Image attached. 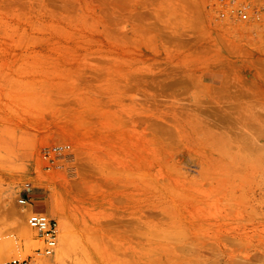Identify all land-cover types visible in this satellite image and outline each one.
Segmentation results:
<instances>
[{
    "label": "rangeland",
    "instance_id": "374dc122",
    "mask_svg": "<svg viewBox=\"0 0 264 264\" xmlns=\"http://www.w3.org/2000/svg\"><path fill=\"white\" fill-rule=\"evenodd\" d=\"M260 2L224 9L221 0H0V264L41 245L33 230L26 238L13 225L11 209L19 223L29 212L16 204L20 194L57 220L51 260L62 246L67 264H264V14L240 19L230 10L245 4L253 13ZM118 95L128 112L139 102L143 118L133 117L143 120L135 123L142 133L129 135L137 130L132 113L123 121L111 111ZM102 107L112 117L92 112ZM97 114L119 126L97 124ZM55 145L64 148L44 158ZM95 148L111 149L132 173L138 159L143 182L112 164L120 161L108 150L101 155L111 163L96 155L112 167L97 164ZM95 169L106 171L97 170L104 189H95L105 182ZM120 175L130 184L116 187ZM113 209L117 223L120 212L136 217L133 229L111 224ZM89 223L98 238L83 236ZM101 223L115 225L107 227L113 235L101 238Z\"/></svg>",
    "mask_w": 264,
    "mask_h": 264
},
{
    "label": "bare ground",
    "instance_id": "6f19581e",
    "mask_svg": "<svg viewBox=\"0 0 264 264\" xmlns=\"http://www.w3.org/2000/svg\"><path fill=\"white\" fill-rule=\"evenodd\" d=\"M107 83H108V82H107ZM109 84H110V83H109ZM120 84H121V83H120ZM128 84H129V83H128ZM103 85H104V84H103ZM110 85H111V84H110ZM130 85H131V84H130ZM101 86H102V85H101ZM106 86H108V85H106ZM113 86H115V85H113ZM119 86H120V85H119ZM102 87H103V86H102ZM116 87H117V86H116ZM123 87H125V84H124ZM126 87H127V86H126ZM96 88H97V87H96ZM108 88H109V87H108ZM112 88H113V87L111 86V89H112ZM120 88H121V87H120ZM120 88H119V89H120ZM98 89H99V88H98ZM101 89H102V88H101ZM115 89H116V88H115ZM122 89H124V88H122ZM95 90H96V89H95ZM99 90H100V89H99ZM97 91H98V90H97ZM101 91H102V90H101ZM122 91H123V90H122ZM94 93H95V92H94ZM96 93H97V92H96ZM123 93H125V92H123ZM104 94H105V93H104ZM117 94H118V93H117ZM121 94H122V93H120V95H121ZM82 95H83V94H81V96H82ZM85 95H87V94H85ZM85 95L82 96L83 98L80 100V102H81L85 97H86V98H85L84 100H89V99H87L88 97L85 96ZM99 95H100V94H99ZM99 95H98V96H99ZM108 95H110V94H108ZM108 95H107V96H108ZM112 95H113V93H112ZM114 95H115V94H114ZM114 95H113V96H114ZM120 95H118V100H117V102H116V103H118L119 106H118V105H116V106H117V107H122L123 110H122V108H120L121 110L117 108L118 111L115 110V107H116V106L113 107V106L108 102L109 100H107L108 103L106 102V105H107V106L110 105V106H112V107L114 108V110L111 108V109H112L111 111H112V112L114 111L113 114L116 115V114L118 113L117 115H119V117H120V114H121V115H122L121 118L123 117V115H124V118H125V116H126L125 114H127L126 112H128L126 108L128 107V110H130L131 107H129V105H131V104H128V106L126 105L127 107H125V105H124V106L122 105V104H123L122 101H121V102H118L119 99H121V100L124 99V100H125V98L120 97ZM123 95H124V94H123ZM121 96H122V95H121ZM115 97H116V96H115ZM119 97H120V98H119ZM94 98H95V97H94ZM99 98H100V97H99ZM104 98H106V97H104ZM109 98H110V97H109ZM139 98H140V97H139ZM128 99L130 100V97H129ZM128 99H127V100H128ZM141 99H142V98H141ZM99 100H100V99H99ZM115 100H116V99H115ZM127 100H126V101H127ZM89 101H90V100H89ZM105 101H106V100H105ZM83 102H84V101H83ZM91 102H92V101H91ZM102 102H103V101H102ZM134 102H135V101H134ZM137 102H138V101H137ZM96 103H98V100H97ZM111 103H112V102H111ZM120 103H121V104H120ZM125 103H126V102H125ZM125 103H124V104H125ZM78 104H79V103H78ZM82 104H83V103H82ZM98 104H99V103H98ZM132 104H133V100H132ZM138 104H139V102H138ZM138 104H136V108H137V109H138V107H137ZM120 105H121V106H120ZM140 105H142V104H140ZM97 106H98V105H97ZM110 106H109V107H110ZM88 107H91V106H88ZM124 107H125V111H124ZM132 107L135 108L134 104H133ZM6 108H7V107H6ZM85 108H87V107H85ZM98 108H99V107H98ZM104 108H105V107H102L101 109H104ZM136 108H135V109H136ZM140 108L143 109V107H140ZM91 109H95V108H92V107H91ZM101 109H99L98 111H92V112H95V113H96V112H97V113H101L102 111H105V112H106V110H107L108 108H106V110H105V109H104V110H101ZM137 109H136V112H134V113H132L134 110H133V111H129V112H128V115H127L126 117H128V116H130V115H132V114H133V115H132V117H133L134 115H136L135 113L138 114V116H136V117H140L139 115L143 114V112H141V113L139 114L140 109H138L139 111H137ZM100 110H101V111H100ZM119 110H120V111H119ZM99 111H100V112H99ZM107 111H108V112H106V113L104 112V113H105L104 116H105L106 114H108V113H109L110 116H111V113L109 112L110 109H108ZM24 112H25V111H24ZM119 112H121V113H119ZM22 113H23V111H22ZM122 113H123V114H122ZM124 113H125V114H124ZM130 113H132V114H130ZM84 114H85V113H84ZM113 114H112V115H113ZM129 114H130V115H129ZM99 115H100V114H99ZM99 115L97 114V115H95V116L98 117ZM102 115H103V114H102ZM85 116H86V115H85ZM100 116H101V115H100ZM106 116H107V115H106ZM110 116H107V117H110ZM113 116H114V115H113ZM92 117H93V116H92ZM97 117H96V118H97ZM107 117H105V119H103V118L101 119V118L98 117V119H94V120H97L96 123L99 124V125L101 124V122H102V120H103L102 124H106V123L108 122V123L106 124V125H108V127L114 126L115 123H114L113 125H111V124L113 123V120H112V123H110L111 121H107V120H110L109 118L107 119ZM111 117H112V116H111ZM115 117H118V116H115ZM132 117L129 119V120H130L129 122L132 121V120H131ZM141 117H142V115H141ZM141 117H140V118H141ZM128 118H129V117H128ZM142 118H143V117H142ZM125 119H127V118H125ZM137 119H138L139 121L141 120V119H139V118H137ZM137 119H136L135 117H133V121H132V122H134V120H135V122L133 123L134 125H132V122H131V124H130V125H132V126H135V125H136V126H135L136 129L138 128L137 124H138V125L140 124V123L136 122V121H138ZM227 119H228V118L226 117L225 120H227ZM120 120H123V121H124L123 118L120 119ZM85 121H86V120H85ZM98 121H101V122L98 123ZM105 121H107V122H105ZM125 121H126V120H125ZM127 121H128V120H127ZM141 121H142V122H141V126H142L143 120H141ZM223 121H224V120H223ZM229 121H230V120H229ZM89 122H90V121H89ZM104 122H105V123H104ZM225 122H226V121H225ZM109 123H110V125H109ZM117 123L119 124V122H117ZM117 123H116V124H117ZM135 123H137V124H135ZM102 124H101V125H102ZM116 124H115L114 127L119 126V125L116 126ZM122 124H123V123H122ZM106 125H105V126H106ZM236 125H237V124H236ZM236 125H235V126H236ZM103 126H104V125H103ZM132 126H130V127H132ZM235 126H234V127H235ZM130 127H127V128H130ZM236 127H237V129L239 128L238 126H236ZM111 128H112V127H111ZM125 128H126V127H125ZM135 128H134V129H135ZM139 128H140V125H139ZM261 128H262V127H261ZM261 128L259 129V132H260L262 135H264V128H262V129H261ZM131 129L133 130V128H131ZM141 129H142V128H141ZM141 129L133 130V132L130 131V134H129V135L134 134V131H136L138 134L140 133V131H141V133H142L143 130H141ZM234 129H235V132H236V133H237V132H240V131H237L236 128H234ZM240 129H241V131L243 130L242 128H240ZM138 130H140V131H138ZM118 132H119V131H118ZM131 132H132V133H131ZM136 132H135V133H136ZM137 133H136V134H137ZM260 133H259V135H260ZM239 134L242 136V132L237 133V134H236V136L238 135V136H237V139H236V138H232V140H234V139H236V140H240V139H238L239 136H240ZM99 136H100V135H99ZM136 136H137V135H134L133 137H136ZM141 136L143 137V135H141ZM260 136H261V135H260ZM138 137H139V135H138ZM138 137L135 138V140L140 138V137H139V138H138ZM129 139H130V138H129ZM112 140H113V139H112ZM130 140H131V139H130ZM142 140H143V138H142ZM232 140H231V141H232ZM236 140H235V142H237ZM89 141H90V140H89ZM89 141H88V143H89V145H90V142H89ZM121 141H122V140H121ZM140 141H141V140H140ZM140 141H139V142H140ZM228 141H229V140H228ZM74 142H75V141H74ZM141 142H142V141H141ZM141 142H140V143H141ZM238 142H239V141H238ZM238 142H237V143H238ZM242 142H243V141H242ZM63 143H64V142H63ZM129 143H130V144L132 143L133 145H135V146L137 147L136 144H138V141H137V143L134 141V143H136V144H134L133 141H132V142L130 141ZM140 143H139V144H140ZM228 143H229V142H228ZM64 144H65V143H64ZM114 144H115V143H114ZM139 144H138V148H139ZM142 144H143V143H142ZM142 144H141V145H142ZM93 145H94V144H93ZM97 145H98V144H97ZM97 145H96V146H97ZM230 145H231V143H230ZM237 145H238L237 148L239 149L238 155H239V153H240V155H241L242 152H240V149H241V148L244 149L243 144H242L241 141H240V144H237ZM91 146H92V143H91ZM96 146H95V147H96ZM99 146H100V145H99ZM119 146H120V145H118L117 147H119ZM234 146H235V145H234ZM240 146H242V147L239 148ZM69 147H70V146H69ZM102 147H104V146H101V147H98V148L100 149V148H102ZM121 147H122V146H121ZM121 147H120V148H121ZM126 147H127V146H126ZM126 147H125V148H126ZM130 147L135 148V147L132 146V145H130ZM141 147H142V148H141ZM141 147H140V148L143 149V146H141ZM224 147H225L226 149H228L227 146L224 145ZM231 147H232V146H231ZM231 147H230V148H231ZM93 148H94V147H93ZM96 148H97V147H96ZM96 148H95V151H94V152H95L94 155L96 156L95 159H97V155H98V154H100V156H102V155L105 156V154H106L105 152H106L107 150H108L107 153L109 152V155L106 154L107 156L111 157V155H113V152L110 153L111 149H110V151H109L108 148L106 149V151H104V150H105V149H104L103 151H104L105 154H104V153L102 154V152L99 153L98 151H97V153H96ZM98 148H97V149H98ZM113 148H114V147H113ZM225 148H224V149H225ZM237 148H236V151H237ZM114 149H115V148H114ZM127 149L129 150L128 147H127ZM222 149H223V148H222ZM224 149H223V150H224ZM231 149H234V147H232ZM136 150H137V149H136ZM100 151H101V150H100ZM124 151H125V150H124ZM229 151H230V149H229ZM234 151H235V150H234ZM234 151H233V152H234ZM127 152L129 153L130 151H127ZM131 152L134 153L135 151H131ZM131 152H130V153H131ZM138 152H139V150L137 151V153H138ZM224 152H226L227 155H228V150H227V151L224 150ZM230 152H231V151H230ZM130 153H129V156H130V155H133V154H130ZM96 154H97V155H96ZM101 154H102V155H101ZM138 154H139V153H138ZM141 154H142V153H141ZM141 154H139V156H141L140 159L143 158V155H141ZM235 154H237V153L235 152ZM114 155H115V153H114ZM114 155H113V156H114ZM124 155H125V154H124ZM124 155H123V157H124ZM240 155H239V156H240ZM100 156H98L97 164H98V162H101L104 158H106V159L108 158V159H107V162H110V161L112 160V159H110V161H109V157H104V158H103V156H102V157H100ZM116 156H117V155H116ZM116 156H114V159H115ZM118 156H119V154H118ZM133 156H134L135 158H137V157L135 156V154H134ZM230 156H231V155H230ZM243 156H244V154H242V157H243ZM99 157H100V158H103V159L100 161V160H99V159H100ZM121 157H122V156H121ZM123 157H122V158H123ZM130 157H132V156H130ZM237 157H238V156H237ZM138 158H139V157H138ZM239 158H240V157H239ZM245 158H246V157H245ZM106 159H105V160H106ZM116 159H118V161H120V162H119V163H116V162L114 163V162H113L114 160H112V162H113L112 164H115V166H119V165L123 164V163H121V161H124V160H121V159H119L118 157H116ZM123 159H125V158H123ZM127 159H128V158H127ZM129 159H132V158H129ZM129 159H128V160H129ZM179 159H180V158H179ZM243 159H244V157H243ZM125 160H126V159H125ZM132 160L135 161V162H133V163H136L135 166H136V165L138 166V163H137V161H136V160H138V159H136V160H135V159H132ZM244 160H245V159H244ZM94 161H95V160H94ZM103 161H104V160H103ZM103 161L101 162L102 164H104ZM107 162H106V163H107ZM139 162H140V161H139ZM106 163H105L104 165H107V168H108V165H109V166L111 165L110 167H112V164H110L111 162H110L109 164H108V163L106 164ZM124 163H126V162H124ZM130 163H131V162H130ZM141 163H142V162H141ZM116 164H117V165H116ZM126 164H127V163H126ZM123 165H125V164H123ZM141 165H142V164H141ZM98 166H99V165H98ZM115 166L113 165V167H115ZM125 166L128 167L129 164H127V165H125ZM131 166H134V165H131ZM131 166H130V168H132ZM135 166H134V167H135ZM137 166H136V167H137ZM99 167H101V166H99ZM99 167H98V168H99ZM119 167H120V166H119ZM121 167H123V166H121ZM121 167H120L119 169H121ZM136 167H135L134 169L132 168V170L135 171V172H134L135 174L132 173V172L130 171L131 169H130V170H127V168H126V170H127L128 172L131 173L130 175L127 173V171L125 170V168L123 169L124 171H123L122 169H121V171H122V172H126V174H127L128 176L133 175V178H134V175H135L136 178H137V175L139 174V176H138V181H140V182L142 181V182H143V180H142V179H143V176H142L143 172H142L141 174H140V173L136 174L138 171H136L135 169L139 168V166H138L137 168H136ZM96 168H97V167H96ZM103 168H104V167H103ZM103 168L101 167V169H103ZM140 168H141V167H140ZM142 168H143V167H142ZM101 169H100V170H101ZM115 169H116V168H115ZM95 170H96V169H95ZM97 170L99 171V173H100V172L103 173V174L105 175V177H106L107 174L104 173L105 170H104V171H102V170L100 171L99 169H97ZM97 170H96V172H97ZM111 170H113V171H111ZM111 170H110V169H109V170L106 169L107 172H106V171H105V172L111 174L112 172H114V169L111 168ZM117 170H118V169H117ZM137 170H139V169H137ZM108 171H110L111 173L108 172ZM119 171H120V170H119ZM119 171H118V174H116V175H119ZM121 171H120V172H121ZM140 171H141V170H140ZM115 172H116V171H115ZM115 172L111 174V177H110V175L108 174V177H107V178H111V179H108V180H110V181H109V182H110V185L113 183V182H112V181H113L112 178H114V177H112V176L115 174ZM122 172H121V173H122ZM99 173L97 172L95 175H99ZM116 173H117V172H116ZM217 173H220V172H217ZM103 174H102V175L100 174L101 176H100V175H99V176H100V178H102V181L105 180V182H107V183H105V182L103 181L104 183L101 182V184H100L101 186H100V185H99V179H97V180H98V182H97L98 184L95 185V189H96V186L101 187V189H104V188H102L103 184H108V183H109L108 180H107L106 178L103 179V177H104ZM122 174H125V173H122ZM116 175H115V177H116ZM127 175H120V176H118V177H123V176L126 177V178H124V179H123V178H117V179L119 180L118 182L116 181V179L114 180V181H116V183H117L116 187H123V186H125V184H123V183L126 182V181H128V180H127V179H128V178H127V177H128ZM140 175H141V177H140ZM99 176H97V177L99 178ZM102 176H103V177H102ZM139 177H140V178H139ZM131 178H132V177H131ZM131 178H130V179H131ZM136 178H135V179H136ZM111 180H112V181H111ZM120 180H121V181L124 180V182L122 183V182H120ZM125 180H126V181H125ZM133 180H134V179H133ZM130 181H132V180H130ZM135 182L137 183V181L135 180L134 182L132 181L131 184H133V183L136 184ZM118 183L122 184V186H121L120 184H119V185H120V186H119ZM90 184H91V183H90ZM127 184H128V185L130 184L129 181L126 182V185H127ZM137 184L139 185V183H137ZM142 184H143V183H142ZM84 185H85V184H84ZM140 185H141V184H140ZM140 185H139V189H140V188L142 189L143 186L140 187ZM112 186H113V185H112ZM136 186H137V185H136ZM256 186H257V184H256ZM258 186H260V185L258 184ZM87 187H88V185H87ZM90 187H94V186H90ZM105 187H106V186H105ZM132 187H133V185H132ZM88 188H89V187H88ZM92 189H93V188H92ZM92 189H91V191H92ZM139 189H138V190H139ZM251 189H252V188H251ZM253 189H254V188H253ZM88 190H89V189H88ZM127 190H128V189H127ZM259 190H261V188H260ZM91 191L89 190V192H91ZM122 191H123V190H122ZM129 191H130V190H129ZM134 191L136 192L137 190L135 189ZM142 191H143V190H142ZM142 191L139 190L138 192H142ZM253 191H254V190H253ZM115 192H116V191H115ZM119 192H120V191H119ZM127 192H128V191H127ZM255 192H256V191H255ZM116 193H117V192H116ZM254 195H255V194H254ZM113 197H114V198H113ZM107 198H108V197H107ZM118 198H119V197H118ZM118 198L115 197V196H111V199H112V200H111L110 198H108V202L111 200L110 202H113V201H114V202L116 203V200H117V201H118V200L121 201L120 198H122V199L124 198L125 201H128L129 199H136V198H133V197H130V198H129V196H128V198H129L128 200H126V199H127V196H125V197L120 196V198H119V199H118ZM105 199H106V198H105ZM113 199H114V200H113ZM136 200H137V199H136ZM123 201H124V200H123ZM139 201H142V199L139 200ZM121 202H122V201H121ZM142 202H143V201H142ZM142 202H141V203H142ZM16 204L19 205L18 203H16ZM112 204H113V203H112ZM117 204H118V203H117ZM117 204H116V205H117ZM138 204L140 205L139 202H138ZM116 205H115V206H116ZM134 205H135V204H133V206H134ZM139 205H138V207H139ZM14 206H15V205H14ZM20 206H21V205H20ZM28 206H31V205H28ZM107 206H108V205H107ZM135 206H137V204H136ZM153 206H154V207H158V203L155 202V203L153 204ZM21 207H22V206H21ZM91 207H92V206H91ZM138 207H137V208H138ZM27 208L30 209V207H27ZM137 208H136V209H137ZM99 209H100V208H99ZM140 209H141V208H140ZM140 209H138V210L141 211V212L143 213V208H142V210H140ZM92 210H93V209H92ZM129 210L132 211V210H134V209L131 210V208H130ZM129 210H128V211H129ZM11 211H13V212H12V213H13V219H12V222H13L14 227L17 228L16 230H18L19 232H21L20 235L22 234V235L25 236L26 238L29 237V236L31 235V232H33V231H32V229L29 228V226L27 225V222H26V218H27V216L25 217V220H23V221H25V222L20 221V223H19V221L17 220V218H19V216H21V213H19V211L17 210V207H16V208L14 207L13 209H11ZM96 211H97V210L94 209V211H91V212H96ZM99 212H100V214H101V212H103L102 209H100ZM108 212H109V211H108ZM108 212H106V213H108ZM111 212H114L115 214L119 213V211H116V212H115V210L113 209V211H110V214H112V216H113L114 213H111ZM12 213H11V214H12ZM28 213H29V212H28ZM104 213H105V212H104ZM106 213H105V214H106ZM120 213H121V214H120L121 217L119 216L120 218H118V215H119V214L116 216V217L118 218L117 221H119V219H120V222H118V223H121V225H123L122 223H123L124 221H125V223H128L129 220H126L127 218L124 219V218L122 217V213H123V212H120ZM125 213H126V212H125ZM142 213H141V214H142ZM115 214H114V216H113L114 219H113V217H112V223H111V224H113V222H114V223L116 222V220H115ZM127 214H128V213H127ZM127 214H126V216L128 217ZM139 214H140V213H139ZM27 215H28V214H27ZM89 215H92V214H89ZM102 215H103V214H102ZM123 215H125V214H123ZM134 215H135V214H134ZM92 216H93V219H97L96 217L99 216V215H97L96 217H94V215H92ZM104 216L106 217V215H104ZM104 216H103V217H104ZM135 216H138V213H137V215H135ZM140 216H141V215H140ZM88 217H90V216H88ZM109 217H110V219H111V216H109V213H108L107 218L109 219ZM124 217H125V216H124ZM129 217H130V218H129ZM129 217H128V219H133L132 221H129V222H130V226H131L132 229H133V226H132V225L135 223V218H136V217H132V215L129 216ZM142 217H143V216H141L140 218L143 220ZM20 218H21V217H20ZM91 218H92V217H91ZM91 218H89L90 221L92 220ZM121 218H122V219H121ZM137 218L139 219V217H137ZM21 219H22V218H21ZM98 219H99V220H98L99 222H100V221L102 222V220L105 219V218H102V220H100V218H98ZM108 219H105V220H108ZM123 219H124V220H123ZM141 219H139V220L142 221ZM188 219H190V216H185V220H188ZM82 220H83V219H82ZM105 220H104V221H105ZM113 220H114V221H113ZM122 220H123V221H122ZM136 220H137V219H136ZM83 221H85V220H83ZM93 221H95V220H93ZM126 221H127V222H126ZM80 222H81V221H80ZM86 222H87V221H85V223H86ZM131 222H132V225H131ZM137 222H138V223L135 225L137 228H139L138 226H142V225H141L142 223L139 224V221H137ZM82 223H83V222H82ZM85 223H83V224H85ZM118 223L116 222V224H118ZM21 224H22V225H21ZM89 224H90V223H89ZM105 224H106V223H105ZM105 224H104V225H105ZM104 225L101 223V226H103V228L105 227ZM106 225H108V226H106V229H107V227H109V226L112 227V228H114V226H115V225H112V226H111L109 223L106 224ZM121 225H120V228H121L122 230L125 231L126 228L123 229V227H121ZM83 226H84V225H83ZM85 226H86V227H84V231H85V232H84V235H83V236H88V234H87V231H88V230H89L88 232L90 233L89 235H91V233H92V235L94 236V234H95V232H96V231H95L96 229L93 227L92 230H93V229H94V230H93V232H91L92 230H91V228H89V226H92V225L90 224V225H85ZM87 226H88V227H87ZM118 226H119V225H117V227H118ZM124 226H125V225H124ZM117 227H116V229H117ZM125 227H128V224H127V226H125ZM85 228H86V229H85ZM101 228H102V227H101ZM103 228H102V229H103ZM112 228H111V229H112ZM129 228H130V227H128V229H129ZM134 228H135V227H134ZM108 229H109V228H108ZM108 229H107V231H106L105 228H104L105 233L108 232ZM118 230H119V229H118ZM126 230H127V229H126ZM134 230L137 231V233H138L137 235L139 236L140 231L137 230L136 228H135ZM140 230H141V229H140ZM129 231H130V230H129ZM100 232H101V231H100ZM109 232H110V234H112L111 231H109ZM109 232H108V233H109ZM142 232H143V230H142ZM85 233H86V234H85ZM101 233H103V231H102ZM105 233L102 234L100 237L103 238V239H105V236L109 237L108 233H107V235H105ZM116 233H117V232H116ZM141 234H143V233H141ZM92 235H91V236H92ZM99 235H100V233H99ZM112 235H113V234H112ZM200 235H201L200 233H197L196 235H194V237L197 238V237H199ZM102 236H104V237H102ZM141 236H142V235H141ZM89 237H90V236H88V239H89ZM107 237H106V238H107ZM91 238H92V237H91ZM95 238H98V237L96 236V234H95V236H94V239H95ZM80 239H81V238H80ZM85 239H86V237H85ZM88 239H87V240H88ZM101 240H102V239H101ZM81 241H82V240H81ZM93 241H95V240H93ZM98 241H99V239H98ZM98 241H97V242H98ZM86 242H87V241H86ZM90 244H91V243H90ZM90 244H88V246H90ZM94 246H95V249H96V248H97L96 245H94ZM28 247H29V246L26 244V248H28ZM90 247H91V246H90ZM1 248H3V245L0 243V249H1ZM61 248H62V250H60V248H59V251H60V252L57 251L58 254L55 255V259H53V260L50 259V255H48V256H42L41 258H39V262H40V264H57V263H59V264H67V263H65V256L68 254L67 249H66V251H65V248L63 249L62 246H61ZM86 249H88V248H86ZM142 250H143V249H142ZM53 251H54V250H53ZM75 251H76V250H75ZM91 251H94V249L91 248ZM139 251H140V250H139ZM88 252H89V251H88ZM51 254H52V253H51ZM11 259H12V258H11ZM43 259H45V260H43ZM42 260H43V261H42ZM90 260H91V259H90ZM6 262H7V261H6ZM6 262H5V263H6ZM70 262H71V261H70ZM89 262H90V261H89ZM5 263H3V264H5ZM71 263H73V262H71ZM71 263H70V264H71Z\"/></svg>",
    "mask_w": 264,
    "mask_h": 264
},
{
    "label": "built area",
    "instance_id": "2783aa9c",
    "mask_svg": "<svg viewBox=\"0 0 264 264\" xmlns=\"http://www.w3.org/2000/svg\"><path fill=\"white\" fill-rule=\"evenodd\" d=\"M233 1L234 0H221V5L224 7V9H226L232 5ZM260 1L261 5L257 4L259 6L256 7V10H253V13H250L252 7L245 4H240L236 8H230V10L240 19H247L251 14H264V0ZM224 13L225 11H223L221 14L223 15ZM63 148V145L47 147L43 150V157L50 158L52 155H57ZM26 188H30L29 183L25 184V189ZM17 203L21 205L22 208L30 207L26 222L29 228L35 232L36 238L40 241L41 245L40 247L36 248L33 255H28L21 258L15 257L8 260L5 264H40L39 258L50 255L57 246L59 234L57 220L46 212L34 210L30 199L26 194H20L17 198Z\"/></svg>",
    "mask_w": 264,
    "mask_h": 264
}]
</instances>
